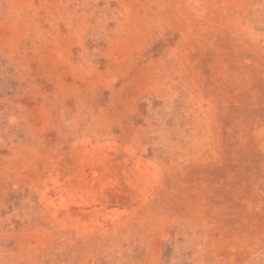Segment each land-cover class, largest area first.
Returning <instances> with one entry per match:
<instances>
[{"label":"rangeland","instance_id":"1","mask_svg":"<svg viewBox=\"0 0 264 264\" xmlns=\"http://www.w3.org/2000/svg\"><path fill=\"white\" fill-rule=\"evenodd\" d=\"M0 264H264V0H0Z\"/></svg>","mask_w":264,"mask_h":264}]
</instances>
